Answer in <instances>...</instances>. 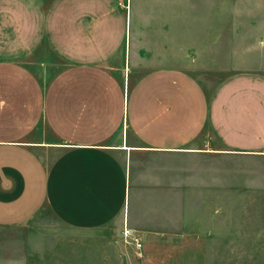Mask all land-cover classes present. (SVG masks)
<instances>
[{
  "label": "crops",
  "instance_id": "crops-1",
  "mask_svg": "<svg viewBox=\"0 0 264 264\" xmlns=\"http://www.w3.org/2000/svg\"><path fill=\"white\" fill-rule=\"evenodd\" d=\"M222 1L230 67L207 89L174 66L124 83L167 0H0V227L47 208L71 229L149 232L133 221L160 191L149 159L264 156V0ZM41 48L61 64L46 79L26 65Z\"/></svg>",
  "mask_w": 264,
  "mask_h": 264
},
{
  "label": "rangeland",
  "instance_id": "rangeland-1",
  "mask_svg": "<svg viewBox=\"0 0 264 264\" xmlns=\"http://www.w3.org/2000/svg\"><path fill=\"white\" fill-rule=\"evenodd\" d=\"M204 7L212 9L210 15ZM223 7L222 0H167L166 14L157 12L143 24L140 61L124 83L148 68L174 66L210 89L230 67ZM26 65L42 79L61 66L45 48ZM146 162L151 176L159 166L154 182L160 191H151V207L142 193L134 210L136 226L147 222L152 229L136 233L140 249L117 223L71 229L42 208L25 226L0 227V264H264V156L182 154ZM132 195L126 202L130 212Z\"/></svg>",
  "mask_w": 264,
  "mask_h": 264
},
{
  "label": "built area",
  "instance_id": "built-area-1",
  "mask_svg": "<svg viewBox=\"0 0 264 264\" xmlns=\"http://www.w3.org/2000/svg\"><path fill=\"white\" fill-rule=\"evenodd\" d=\"M123 237L132 244L135 249H140L142 246L141 239L136 235V233L130 229L124 228L122 230Z\"/></svg>",
  "mask_w": 264,
  "mask_h": 264
}]
</instances>
